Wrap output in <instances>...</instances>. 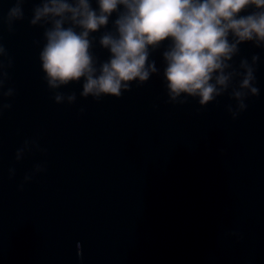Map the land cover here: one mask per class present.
Here are the masks:
<instances>
[{
	"label": "water",
	"instance_id": "95a60500",
	"mask_svg": "<svg viewBox=\"0 0 264 264\" xmlns=\"http://www.w3.org/2000/svg\"><path fill=\"white\" fill-rule=\"evenodd\" d=\"M40 2L25 0L9 31L16 0H0V264H183L264 181V50L245 43L234 57L260 55L259 95L236 119L227 93L168 103L163 47L150 57L160 75L119 99L83 98L81 82L55 90L76 93L57 104L39 61L44 28L29 23Z\"/></svg>",
	"mask_w": 264,
	"mask_h": 264
},
{
	"label": "clouds",
	"instance_id": "9594fccd",
	"mask_svg": "<svg viewBox=\"0 0 264 264\" xmlns=\"http://www.w3.org/2000/svg\"><path fill=\"white\" fill-rule=\"evenodd\" d=\"M24 2L16 0L8 10L9 31L24 19ZM95 5L92 0H41L33 8L29 23L44 28L39 61L55 103H74L75 92L55 90L81 82L83 98L119 99L133 83L139 87L160 75L150 57L162 47L168 103L183 105L192 98L206 107L227 93L236 102L227 111L236 119L246 110V99L259 95L255 73L260 55H252L251 62L242 57L238 67L234 57L245 43L264 50V0H95ZM96 33L109 54L103 61L94 52ZM6 55L0 45V56ZM4 67L0 62V88L7 78ZM3 95L11 97L13 89ZM23 150H17V159ZM35 170L44 171L40 165Z\"/></svg>",
	"mask_w": 264,
	"mask_h": 264
}]
</instances>
